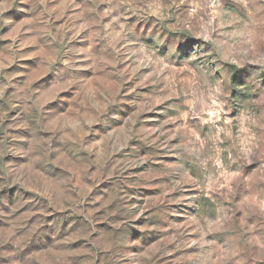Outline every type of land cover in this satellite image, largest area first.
I'll use <instances>...</instances> for the list:
<instances>
[{"label": "rangeland", "instance_id": "obj_1", "mask_svg": "<svg viewBox=\"0 0 264 264\" xmlns=\"http://www.w3.org/2000/svg\"><path fill=\"white\" fill-rule=\"evenodd\" d=\"M0 264H264V0H0Z\"/></svg>", "mask_w": 264, "mask_h": 264}]
</instances>
